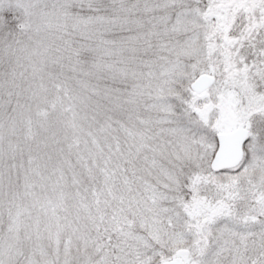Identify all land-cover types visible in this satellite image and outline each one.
Instances as JSON below:
<instances>
[{
  "label": "snow or ice",
  "instance_id": "6c2138e0",
  "mask_svg": "<svg viewBox=\"0 0 264 264\" xmlns=\"http://www.w3.org/2000/svg\"><path fill=\"white\" fill-rule=\"evenodd\" d=\"M0 264H264V0H0Z\"/></svg>",
  "mask_w": 264,
  "mask_h": 264
}]
</instances>
